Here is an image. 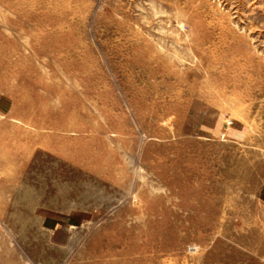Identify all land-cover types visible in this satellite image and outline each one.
I'll use <instances>...</instances> for the list:
<instances>
[{"label": "rangeland", "instance_id": "1", "mask_svg": "<svg viewBox=\"0 0 264 264\" xmlns=\"http://www.w3.org/2000/svg\"><path fill=\"white\" fill-rule=\"evenodd\" d=\"M0 264H264V0H0Z\"/></svg>", "mask_w": 264, "mask_h": 264}]
</instances>
